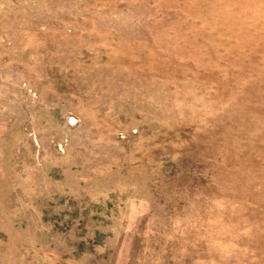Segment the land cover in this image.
<instances>
[{
    "label": "rangeland",
    "instance_id": "1",
    "mask_svg": "<svg viewBox=\"0 0 264 264\" xmlns=\"http://www.w3.org/2000/svg\"><path fill=\"white\" fill-rule=\"evenodd\" d=\"M0 264H264V0H0Z\"/></svg>",
    "mask_w": 264,
    "mask_h": 264
}]
</instances>
